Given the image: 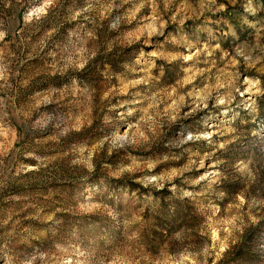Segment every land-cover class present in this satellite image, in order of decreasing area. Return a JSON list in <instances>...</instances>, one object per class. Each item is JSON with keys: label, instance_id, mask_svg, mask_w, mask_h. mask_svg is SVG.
<instances>
[{"label": "rangeland", "instance_id": "1", "mask_svg": "<svg viewBox=\"0 0 264 264\" xmlns=\"http://www.w3.org/2000/svg\"><path fill=\"white\" fill-rule=\"evenodd\" d=\"M0 264H264V0H0Z\"/></svg>", "mask_w": 264, "mask_h": 264}]
</instances>
